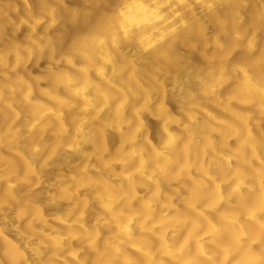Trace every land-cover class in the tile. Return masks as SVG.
Segmentation results:
<instances>
[{
    "label": "clouds",
    "instance_id": "clouds-1",
    "mask_svg": "<svg viewBox=\"0 0 264 264\" xmlns=\"http://www.w3.org/2000/svg\"><path fill=\"white\" fill-rule=\"evenodd\" d=\"M0 264H264V0H0Z\"/></svg>",
    "mask_w": 264,
    "mask_h": 264
}]
</instances>
